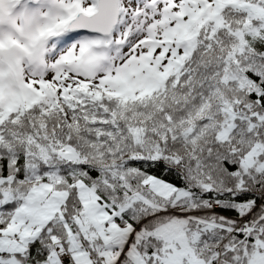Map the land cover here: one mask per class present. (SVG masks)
Segmentation results:
<instances>
[{
  "label": "snow or ice",
  "instance_id": "snow-or-ice-1",
  "mask_svg": "<svg viewBox=\"0 0 264 264\" xmlns=\"http://www.w3.org/2000/svg\"><path fill=\"white\" fill-rule=\"evenodd\" d=\"M0 264H264V0H0Z\"/></svg>",
  "mask_w": 264,
  "mask_h": 264
}]
</instances>
